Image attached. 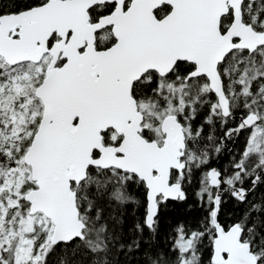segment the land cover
Segmentation results:
<instances>
[{"label":"snow or ice","instance_id":"6c2138e0","mask_svg":"<svg viewBox=\"0 0 264 264\" xmlns=\"http://www.w3.org/2000/svg\"><path fill=\"white\" fill-rule=\"evenodd\" d=\"M0 264H264V0H0Z\"/></svg>","mask_w":264,"mask_h":264},{"label":"trees","instance_id":"16d2710c","mask_svg":"<svg viewBox=\"0 0 264 264\" xmlns=\"http://www.w3.org/2000/svg\"><path fill=\"white\" fill-rule=\"evenodd\" d=\"M132 211L131 206H129V212ZM141 212L143 211V209L140 210ZM189 217L186 216L184 210L181 207H174L168 214V221L170 223H175L177 220L180 219H188ZM128 224L130 225L132 222V217L129 216L128 217ZM165 228H167V224L165 225Z\"/></svg>","mask_w":264,"mask_h":264}]
</instances>
